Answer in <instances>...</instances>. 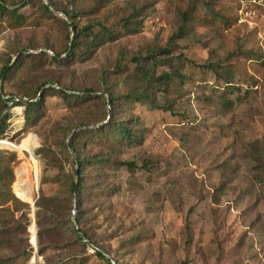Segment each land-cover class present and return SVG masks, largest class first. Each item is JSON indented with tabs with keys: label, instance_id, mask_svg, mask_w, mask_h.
<instances>
[{
	"label": "rangeland",
	"instance_id": "1",
	"mask_svg": "<svg viewBox=\"0 0 264 264\" xmlns=\"http://www.w3.org/2000/svg\"><path fill=\"white\" fill-rule=\"evenodd\" d=\"M51 1L30 0L22 8L30 24L0 28V70L11 67L18 50L30 54L21 71L0 80V94L42 98L43 103L41 119L25 129L11 107L0 110V117L7 116L0 138V191L6 190L12 170L10 190L31 210L25 232V220L17 219L20 212L14 213L10 203L0 205L5 208L0 226L9 227V232L0 230V264H108L90 248L83 252L77 229L116 264H264V68H249L264 59V20L254 18L225 31L196 27L186 37L171 39L180 12L194 0ZM208 1L216 8L236 2L195 0L205 12L211 8ZM60 9L80 11L73 18L78 27L100 21L120 35L88 58L64 56L73 30ZM131 16L139 30L126 33L120 24ZM160 48L170 53L161 52L157 59L168 56V62L150 65L149 71L152 77L169 73L170 78L159 79L156 107L136 98L125 108L123 97L139 95L145 83L134 73V58L145 62L148 53ZM48 49L63 59L53 60ZM211 64L218 71L229 68L238 89L216 80ZM247 73L258 83L253 85ZM52 82L80 98L46 89ZM250 87L256 93L241 98ZM126 118L135 119L140 142L112 148L86 134L81 146L68 147L74 131ZM44 144L56 154L53 165L60 164L61 173L37 152ZM76 155L110 161L81 168L86 187L79 210L78 196L66 193L80 170ZM41 189L45 195L68 197L54 211L57 226L44 238L43 256L34 224ZM45 221L49 227V218ZM29 235L33 244L29 238L32 251L26 261L20 255Z\"/></svg>",
	"mask_w": 264,
	"mask_h": 264
},
{
	"label": "trees",
	"instance_id": "2",
	"mask_svg": "<svg viewBox=\"0 0 264 264\" xmlns=\"http://www.w3.org/2000/svg\"><path fill=\"white\" fill-rule=\"evenodd\" d=\"M50 5H53V2L51 0H48ZM30 0H17L13 1L10 4H7L5 0H0V28H11V29H17L23 26H26L30 24V14L27 11H23L22 8L27 6L29 4ZM239 0H236L235 5H227V6H221V7H215L216 3L212 1H208L207 5L210 6L208 11H203L198 8L195 0L192 1L190 4L186 6L184 10L180 12V25L179 29L176 34L171 36V39H174L175 37H186L196 28V27H206V28H212L217 30H228L230 28L239 27L242 26V24L238 23V17H237V4ZM61 8V7H60ZM45 9L49 11V7L46 5ZM56 9V8H54ZM62 13L70 20L69 27L73 30V35L70 38V42L65 48V55L67 57H74V56H82L83 58H88L89 55L95 51V49L99 46H102L108 41L115 40L119 37L120 32L118 30H115L114 28H109L106 25L102 24L100 21H96L93 24H87L83 25L82 27H78L77 23L73 21L74 16H79L80 11L76 12H69V11H63L60 9ZM135 16H131L130 18L124 20L122 19V23L120 24V29L124 30L126 33H135L139 30V22L135 21ZM23 50L20 49L15 54V59L11 64V67L8 68V65H5L0 70V80L4 81L7 78L8 74H14L15 72L21 71L23 68V61L25 60L28 55H23ZM49 50V49H48ZM51 51V49H50ZM46 52V51H45ZM53 53V51H51ZM170 53L167 49H157L147 54L145 58V62H139L137 63L138 58H134L136 62V69L134 73L136 74V77L144 78V88L143 91L140 92L139 95H136V92H133L132 94H128L125 97H123L124 102L123 105L125 108H128L132 105V103L135 102L136 98H139L144 102V104H147L151 108H155V102L153 101V96L156 95L158 92H160V87L157 85L159 82V79H165L168 80L170 78L169 73H163L159 76L152 77L149 71L150 65H155L157 63L164 64L165 62H168V56L163 57L164 59H157V54L159 53ZM48 53V52H47ZM53 60H62L60 58L59 54L53 53V55H50ZM10 62V60H9ZM210 68L215 73V79L221 81L225 86H228L230 88H235L232 84V76L231 71L229 68H221L220 71H218V65L211 64L209 65ZM260 67L264 68V59H261L258 61V63H251L250 64V70L252 72H258ZM246 72V68H245ZM249 77L252 79L253 85L258 83V80L252 75L249 74ZM56 85V86H55ZM57 83L52 82L50 86H48L46 89H53L58 91L63 97H75L80 98V94H75L72 92H68L67 89L58 86ZM235 89H238L236 87ZM230 90L229 92H233ZM256 93L255 89L253 87H250L244 92V95L241 98H247L249 95H254ZM122 98V97H121ZM240 98V99H241ZM42 98H37L35 100L28 98V100L24 101L22 97L20 100L16 101L15 104L17 105H23L25 107L24 109V129L27 127H32L35 125L42 116L41 109L43 107V103L41 102ZM116 98L111 94L110 101H114ZM228 103L229 102H225ZM5 106H8L7 103L2 99V96L0 94V110H2ZM108 117L110 119V115H105V117ZM6 120L7 116L3 115L0 117V138H4V130L6 128ZM136 121L135 119H122V120H113L109 121L107 120L105 123H102L101 125L95 127V128H85V129H79L78 131H74L71 135V137L68 139L70 144L68 147H71L73 150L78 148L79 143H81L79 140L83 138L86 134L90 135L92 138V141L95 143H98L100 145L106 146V147H112L116 148L120 145H131L140 142V137L137 134L136 129ZM38 153H41L42 156L46 159L48 164L50 163L53 165L56 162V154L50 149V146L47 144H44L43 147L37 151ZM16 158V153L12 151V154L10 156V161H14ZM108 163L110 162L108 159L105 158H97L96 160H87L84 158H81L76 155L75 163L80 168V170H75V177L72 178L71 183L69 184V187L66 191L68 195H75L78 196V199L83 194L82 190L85 189L86 183L83 181L82 174H81V168L85 166L87 163ZM119 164L126 165L128 167L132 166L131 162L127 161H120ZM55 167H58V174L62 172L63 168L59 165H53ZM9 181L6 183V190L1 192L0 191V205L10 203L12 206V210L14 213L16 211L20 212V215L17 219H24L25 223L23 226V230L26 232L27 227H29L31 220L29 217H27V214L31 211L28 203L21 201L17 197L13 195V193L10 190V184L13 182V171L9 170ZM97 181V180H96ZM109 189H100L98 192H108ZM115 190L111 189V192ZM68 197L65 195V197L62 199L61 197H58L57 195H45L43 190L41 189L39 192V196L35 198L34 201V218H35V225L37 227V239H38V253L40 255H44L46 252L47 247L44 245V238L53 230H55V227L57 226L56 222L54 221V211L59 206V202L66 201ZM80 199L78 200V206L77 209L79 210L80 206ZM23 207V210L21 209ZM1 209H5L3 207H0ZM9 209V208H8ZM13 213V219L14 218ZM49 218L50 220V226H46L45 219ZM3 230V232H9V227L7 225H1L0 230ZM6 230V231H5ZM1 232V231H0ZM15 231H11L13 233ZM79 233V235H77ZM75 236H77V242L80 243V247L82 248L83 252H85L87 249H92L94 251V254L107 261L108 264H112L110 259L105 257V254L103 251H101L88 237L87 233L85 231H81V229H77L74 231ZM30 238V235L26 237L27 243L26 247L23 249V253L20 255L22 256L26 261L30 257L31 254V247L28 244V239ZM83 239H86L87 241H84ZM12 245H15L16 242H10ZM7 263V260H6ZM5 263V264H6Z\"/></svg>",
	"mask_w": 264,
	"mask_h": 264
},
{
	"label": "built area",
	"instance_id": "3",
	"mask_svg": "<svg viewBox=\"0 0 264 264\" xmlns=\"http://www.w3.org/2000/svg\"><path fill=\"white\" fill-rule=\"evenodd\" d=\"M237 17H238L239 24H244V23L250 24L254 18H258V17L264 20V0H239L237 4ZM45 51L48 52L50 55H53V53L50 50H45ZM1 96H2V99L7 103V105L11 107V109L16 114L21 115V120L23 123L24 118H23L22 112H23L24 106L23 105L16 106L17 104H15V102L20 100L21 97L9 96V95H1ZM22 99L24 101L28 100L25 97H22ZM30 136L31 135H29L27 138H29ZM32 142H34V137L32 138ZM11 144L15 145L13 143ZM12 148L15 150H18L15 147H12ZM83 240L87 241L86 239H83ZM91 250H93V248Z\"/></svg>",
	"mask_w": 264,
	"mask_h": 264
},
{
	"label": "water",
	"instance_id": "4",
	"mask_svg": "<svg viewBox=\"0 0 264 264\" xmlns=\"http://www.w3.org/2000/svg\"><path fill=\"white\" fill-rule=\"evenodd\" d=\"M46 4H48V2H46ZM34 222V221H33ZM35 224V223H34ZM36 237V236H35ZM30 242H31V238H30ZM32 243V242H31ZM33 244V243H32ZM111 263L112 264H116L115 262H113L112 260H111Z\"/></svg>",
	"mask_w": 264,
	"mask_h": 264
}]
</instances>
